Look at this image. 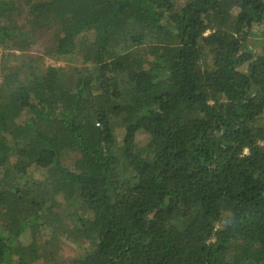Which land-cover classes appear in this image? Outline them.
Returning <instances> with one entry per match:
<instances>
[{
  "label": "trees",
  "instance_id": "16d2710c",
  "mask_svg": "<svg viewBox=\"0 0 264 264\" xmlns=\"http://www.w3.org/2000/svg\"><path fill=\"white\" fill-rule=\"evenodd\" d=\"M263 18L264 0H0L20 51L0 264H264Z\"/></svg>",
  "mask_w": 264,
  "mask_h": 264
},
{
  "label": "rangeland",
  "instance_id": "374dc122",
  "mask_svg": "<svg viewBox=\"0 0 264 264\" xmlns=\"http://www.w3.org/2000/svg\"><path fill=\"white\" fill-rule=\"evenodd\" d=\"M261 29H264V18L262 20V24H261ZM258 37L257 36H254V34H251L247 40V43H246V46H247V49H250V50H253L254 48L259 51L260 50V43L257 41ZM17 51V50H16ZM33 52L36 51V52H40V47L39 46H36L35 48H33L32 50ZM13 53L9 51L7 57L10 58V59H13L14 61L17 60V55L20 54V51H17V53ZM114 132H115V135L117 137V139H120L122 137V134H123V128L122 127H119V126H115L114 128ZM147 140V134L144 133V132H139L137 134V137H136V143L137 144H144V142ZM10 163H14V159L12 158ZM31 173L28 175H26V177H38L41 175L40 173V170L39 169H36V168H33L31 171ZM32 175V176H31ZM61 196L58 197V199H60ZM44 232H48L47 230H43ZM24 240H27L28 239V236H24L23 237ZM61 245H60V258L61 259H69V257H72L74 256L75 254H77L79 252V248L73 244L71 241L65 239L64 237L61 238ZM34 264H46V261L44 259H41L37 262H35Z\"/></svg>",
  "mask_w": 264,
  "mask_h": 264
},
{
  "label": "built area",
  "instance_id": "2783aa9c",
  "mask_svg": "<svg viewBox=\"0 0 264 264\" xmlns=\"http://www.w3.org/2000/svg\"><path fill=\"white\" fill-rule=\"evenodd\" d=\"M6 50H2V49H0V81H1V79H2V69H3V63H4V57H6V52H8V51H6ZM14 53H17V51L16 50H13V54Z\"/></svg>",
  "mask_w": 264,
  "mask_h": 264
}]
</instances>
